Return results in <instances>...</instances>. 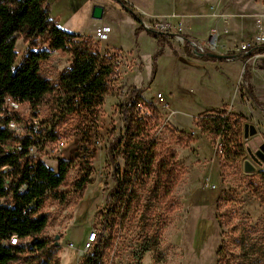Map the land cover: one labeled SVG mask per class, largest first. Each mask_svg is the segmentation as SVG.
<instances>
[{"label": "rangeland", "instance_id": "rangeland-1", "mask_svg": "<svg viewBox=\"0 0 264 264\" xmlns=\"http://www.w3.org/2000/svg\"><path fill=\"white\" fill-rule=\"evenodd\" d=\"M94 1L45 0L53 22L61 29L77 34L100 21L99 18L93 19L90 16ZM195 4L200 5V9L204 8V15L212 17L215 22L226 21L231 16H227L226 11H232L237 16L246 15L243 17L245 19H249V16L254 19L260 17L264 24V0H205ZM114 7L115 10L109 17L114 19L118 14L133 22L117 5ZM161 11L146 16L143 10L140 17L144 25L166 32L181 33L182 16L175 15L173 10L167 8ZM122 27L124 34L128 35L129 32L131 35L132 28L128 23H124ZM213 28L215 27L210 24V30L202 37H187L206 43L211 32H215ZM254 33L255 31L245 40L253 41ZM174 36L171 39L173 46L180 48L182 41L179 36ZM91 39L101 53L106 51L112 54L116 63L115 74L110 77L108 89L96 108L95 122L91 123L88 118L81 120L76 114L69 112L55 120L52 118L51 101L45 99L35 108L34 117L31 116L33 111L26 104H18L19 120L9 124L18 135L27 133L30 125L33 129L53 127L55 136L48 138L39 148L28 147L29 156L53 171L56 170L58 161L66 162V171L60 184L53 190H45L41 202L32 208L33 215L43 214L46 217V224L35 234L37 239L43 240L41 248L31 246L28 249L33 237L21 239L19 243L22 252L8 264H82L84 258L77 251L83 241L80 232H96L99 229L101 215L109 208V203L106 204L107 193L113 179L122 175V140L112 145L111 139L122 131L118 106L124 102L129 85H143L149 77V46L140 40V64L134 50L127 53L103 50L97 39ZM127 41L130 42V39ZM25 44L21 35L14 32L15 62ZM37 46L48 51V55L38 62L37 73L54 83L68 67L70 54L67 51L50 49L46 36L37 39ZM216 48L218 50V44ZM169 56L164 51L158 62L154 60L157 72L140 97L142 102L153 107L158 114L157 121H149L147 129L142 127L144 134L154 138L155 156L150 164L151 171L146 177L140 178L139 183L131 179L134 182V191L128 204L113 205V212L102 231L100 264H215V252L221 240L217 222L220 220L225 223V218L221 215L227 207L236 208L238 215L242 212L249 217L257 231L254 235L257 248L245 255L240 251L234 258L226 255L223 264H264V239H260L261 233H264V167L255 162L247 151L242 154L234 152L229 157L215 153L213 140L204 134L209 142L199 139V151L206 157H210L211 152L215 153L218 167L216 169L212 162L208 172L203 171L198 157L194 154L195 149L190 148L193 135L188 131L186 134L175 132L163 116V105L152 100L155 92H159L167 103L169 101L165 99H171L174 95H181V99L189 95L186 72L180 70L175 73ZM247 62L250 66H259L261 63L260 59H249ZM242 84L247 87L245 80H242ZM217 139L219 138L214 141ZM58 140L62 141V145L56 144ZM108 147L113 150L115 169H111L106 162ZM6 148L17 150L18 146L9 145ZM168 151L174 153L176 179L169 185L167 194L161 191L152 193L158 165L162 159H167ZM245 158L254 164L255 170L247 172L242 169V160ZM223 227L225 229V225L222 229ZM56 240L63 251L62 255H59ZM69 241L74 247L67 248L65 243Z\"/></svg>", "mask_w": 264, "mask_h": 264}, {"label": "trees", "instance_id": "trees-1", "mask_svg": "<svg viewBox=\"0 0 264 264\" xmlns=\"http://www.w3.org/2000/svg\"><path fill=\"white\" fill-rule=\"evenodd\" d=\"M115 1L136 22L134 33L143 30L158 43V48L151 57L148 82L153 77L154 58L160 53L161 39L164 35L181 36L182 46L188 51L184 40L185 35L145 26L140 15L126 0ZM14 32H18L22 40L26 42L16 62V52L13 49ZM41 36L47 37V46L50 49L67 51L71 57L68 67L62 71L54 83H50L37 73L38 62L48 55L46 49L37 46V39ZM255 48L253 46L245 52L223 54L221 58L233 54L245 61L253 54ZM200 57L209 58L210 56L204 53ZM114 60L112 54L101 53L89 35L71 33L58 27L49 17L45 0H0V198L2 199L0 241H3L0 243V264H8L22 252L19 243L21 239L33 237L28 249L31 246L41 248L43 240L37 239L35 234L46 224V217L43 214L33 215L32 208L41 202L45 190H53L60 184L66 171V162L58 161L56 170L53 171L41 161L29 156L28 147L39 148L48 138L55 136V130L53 127L45 126L33 129L30 125L27 133L18 135L16 130L9 126L12 121L19 120L17 105L26 104L33 111L31 116L34 117L35 108L43 100L49 99L53 109L52 118L55 120L61 118L65 112H69L76 114L81 120L88 118L91 123H94L96 108L101 104L102 95L108 89L110 77L115 74ZM260 64L264 67V60ZM243 76H248L246 69L243 71ZM245 90L256 103L261 104L249 85ZM140 91L141 88L129 85L124 102L118 106L122 131L119 135L112 137L111 144H118L122 140L120 153L123 172L119 178L113 179L106 200L109 208L101 215L91 251L83 257L82 264H100L102 231L107 225L109 215L113 212V205L128 204L134 191V182L131 179L139 183L140 178L146 177L151 171L150 164L155 156L154 138L144 134L145 130H142V127L147 129L149 121H157L158 114L153 107L141 101ZM242 119L241 115L223 106L221 109L196 113L192 117V125L201 133L208 135L214 144L215 138H219L223 155L229 157L234 152L252 153L240 142ZM172 129L180 134H186L182 130L173 127ZM188 133L191 134L190 131ZM9 145L18 146V149L6 148ZM106 156V162L111 169H115L112 147H108ZM173 159V151H168L167 159L160 161L152 193L161 191L167 194L169 185L177 176ZM262 179L264 180V171ZM19 187L20 192H18ZM237 212L236 208L227 207L221 215L225 218V223L220 220L217 222L221 240L215 252V264H223L226 255L234 258L240 251L245 255L257 248L254 242V235L257 232L255 226L247 215L242 212L238 215ZM223 225H225L224 230ZM12 236L13 239L10 241ZM260 239H264V233H261ZM226 244L231 248L229 249Z\"/></svg>", "mask_w": 264, "mask_h": 264}, {"label": "crops", "instance_id": "crops-1", "mask_svg": "<svg viewBox=\"0 0 264 264\" xmlns=\"http://www.w3.org/2000/svg\"><path fill=\"white\" fill-rule=\"evenodd\" d=\"M126 1L132 8L134 7L139 14L144 10L146 16L160 13L162 12L161 10L165 8L173 10L175 15L180 14L183 18L181 21V34L185 36L202 37L205 32L210 30L208 28L211 24V27L216 28H213L215 30L213 33H215V35L217 33V53L220 54L235 52L237 50V45L246 38L251 37L252 33L257 30V17L254 19L247 15L249 19H245L243 17L246 15L237 16V13L232 11H226L227 13L225 14H227V16H229V14L231 15L226 21L218 20L215 22L212 20V17H206L204 15L206 14L204 8L200 9V5L195 4L205 0ZM94 2V4H99L102 7L101 16L99 18L100 21H96L88 30L79 33L80 35H89L95 38L93 36V27L96 25H105L107 27L105 36L102 39H97L98 45H102L104 48L103 50H117L119 53H127L134 50L140 61V40H143L146 45L149 46V57H152L154 51L158 48L156 39L146 34L143 30H138L134 33L136 22L121 9L117 1L95 0ZM116 5L120 10L125 12L133 22L130 20L128 21L126 17L118 14L114 19L109 17L113 10H115L114 6ZM198 10H201V12ZM124 23H128L129 27L132 28L131 35L129 32L127 35L121 31ZM245 23L247 24L245 25ZM262 25L264 27L263 23ZM174 37V35H172V37L164 35V38L161 39L162 44L160 46V53L155 56L154 60L156 59V62H158L161 54L167 51L170 54L169 61L171 60L170 62L174 67L173 70H175V73L180 70L186 72V87L189 95L183 99H181V95H174L171 99H165L169 101V103L165 101V105H163L165 112L163 116L167 123L175 129L191 132L193 140L190 148L195 149L194 154L198 157L197 159L200 162V166L204 169V172H208V167L212 162L215 164L216 169L218 167V158L214 155L216 153L215 147V153L212 154L211 152L210 157L202 155L199 151L198 140L202 139L206 142L209 141L204 134L198 131V128L192 125V117L200 111L221 109L223 106L227 107L228 110L243 117L240 131L241 144L247 146L259 160L264 161V71L262 70L264 67H262L261 64L259 65L260 67L250 66L249 63L240 59L227 60L225 58H203L196 56L191 54L189 50L187 51L182 44L180 48L173 46L174 43L171 39ZM127 39H130V42H128ZM171 42L173 44H171ZM244 69H246L248 75L246 78L243 76ZM156 72L157 64L155 65L153 75H155ZM148 79L149 77L143 85H134L135 87H143L140 91L141 97L143 96L142 92L146 90L151 83L148 82ZM242 80H245L247 85L251 87L254 96L261 104L256 103L250 97L249 93L245 90L246 86L242 84ZM163 99L164 98H162V100ZM152 100L155 102L154 98ZM175 100H177V102H175ZM100 195L101 191L99 189V198ZM86 233L85 231H81L80 238L84 239ZM57 241L58 240H56V244L58 245ZM58 247L59 255H62L63 251L60 249L59 245ZM67 248L71 247L67 246Z\"/></svg>", "mask_w": 264, "mask_h": 264}, {"label": "built area", "instance_id": "built-area-1", "mask_svg": "<svg viewBox=\"0 0 264 264\" xmlns=\"http://www.w3.org/2000/svg\"><path fill=\"white\" fill-rule=\"evenodd\" d=\"M256 23H257V30L253 35V41H246V40L241 41L238 44L237 50L235 51V52H237V51L245 52L250 47H253V46L256 47L253 54L250 57L245 59L244 62H246V63H248L247 61L249 59H252V60L253 59H260V61L264 60V27L261 23L260 17H257ZM106 31H107V27L105 25H96L93 28V36L96 39H102L105 36ZM177 36H179V35H177ZM179 37H180L181 41H183V38L181 36H179ZM184 40H185V44H186L188 50L190 51V53L193 55H196V56H201L204 53L213 52L214 50H217V48H216L217 47L216 35L213 32H211V37L208 41H206V43H200V42H198V41H196L190 37H187V36ZM231 53H234V52L224 53V54H231ZM225 59L233 60V59H238V58L232 54L228 57H225ZM262 70L264 71V68ZM153 98L155 99V101L159 102L161 105H165V101L162 100V97H161L159 92H155ZM56 144L58 146L62 145V141L58 140L56 142ZM214 147H215V151L219 155L224 157L222 144L219 141V139L216 140ZM20 191H21V188L19 187L18 192H20ZM95 233L96 232L94 230H89L86 233V235L82 241L81 248L79 250H77L78 255L81 258H83L87 253H90L92 245H93ZM12 239H13V236L10 238V241H12ZM66 245L69 247H74V245L71 242H67Z\"/></svg>", "mask_w": 264, "mask_h": 264}, {"label": "water", "instance_id": "water-1", "mask_svg": "<svg viewBox=\"0 0 264 264\" xmlns=\"http://www.w3.org/2000/svg\"><path fill=\"white\" fill-rule=\"evenodd\" d=\"M101 10H102L101 5L92 4V6L90 8V16H91V18H93V19L100 18ZM206 54H208L210 57H215V58L223 57V54H220V53H217V52H208ZM250 156L255 162H257L259 164H262L263 167H264V161L259 160L253 153H250ZM242 169L244 171H247V172L248 171H253V170H255V166H254L253 163H251V161L249 159L245 158V159L242 160Z\"/></svg>", "mask_w": 264, "mask_h": 264}]
</instances>
